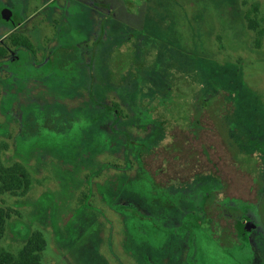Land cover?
<instances>
[{"label": "rangeland", "instance_id": "374dc122", "mask_svg": "<svg viewBox=\"0 0 264 264\" xmlns=\"http://www.w3.org/2000/svg\"><path fill=\"white\" fill-rule=\"evenodd\" d=\"M94 1L88 10L89 0H0L10 12L0 44L18 30L33 46L19 70L10 47L0 59V161L30 175L25 195L0 192V206L17 212L0 248L15 253L39 231L42 264L238 263L201 231L187 262L186 240L122 209L159 227L178 220L191 207L153 184L176 189L195 174L217 178L219 199L254 205L264 170V0ZM112 102L122 117L113 130ZM152 133L159 141L148 154ZM171 140L189 158L159 151ZM252 217L242 219L248 264H264V220Z\"/></svg>", "mask_w": 264, "mask_h": 264}, {"label": "trees", "instance_id": "16d2710c", "mask_svg": "<svg viewBox=\"0 0 264 264\" xmlns=\"http://www.w3.org/2000/svg\"><path fill=\"white\" fill-rule=\"evenodd\" d=\"M1 7L2 4L0 2V9ZM86 8L88 10L91 9L88 6ZM12 18L16 21V23L20 22L19 17L17 18L14 15V12ZM246 21L247 28H257L256 22L253 19H250V17L246 16ZM4 23L8 24L2 19L0 14V27L5 25ZM9 27L13 29L14 26L10 25ZM262 33L263 30H258L257 32L259 36ZM2 35L5 37L3 43L0 44V59L5 58V55L7 54V48L9 47L19 49L20 55L23 52L24 56H21L20 58L24 62L25 53H33L32 44L30 43L28 38L22 36V34L18 32V30H9L6 33H2ZM98 35H100L99 32ZM10 60L13 62L12 64H16V68L19 70L17 66L19 65V61L14 59ZM32 72L33 71H30L29 68L28 74H30L32 78H37L38 74ZM90 106L93 108L96 107L97 113H102V111L104 112V108H106L105 104L102 105L101 103L99 104L96 102L90 104ZM111 107H108V112L105 119L106 122L112 124L113 130L115 125L118 123V120L122 117L120 116V114H115L116 109L118 107L117 104L112 102ZM156 139L159 141L158 136H155L153 133L148 138H146V140H149L148 144L150 147V150H148V154L155 153V150H153L155 148L153 147V144L158 143ZM171 141L170 143L163 145L162 149H159V151L185 153V155L188 156L189 150H186L184 148V143H179L176 140L172 142ZM228 148H230V146ZM232 152H234V148ZM233 154L231 155L232 157ZM255 157L256 160L254 161L253 157L250 160L251 163L258 161L257 156ZM187 158H189V156ZM236 158L237 156L233 157V159L238 163ZM153 170V173H158L160 171L156 169ZM171 181L173 180H170V182ZM29 185L30 175L20 163H13L12 165L6 167L0 161V192H8L12 195L23 196L26 194ZM153 188L156 193H159V189L163 190L165 194H169V197H171V195H179V200L177 201V204H187L191 208H186L184 210L182 209L181 211H178V220H175L177 215L176 217L168 218L167 220L165 219L162 222L165 224L164 228L161 227L162 223L159 227L158 224L154 222L151 217L147 215L143 216L137 214L139 210L137 208L133 209L135 208L134 206L124 208L125 210L122 209V211L125 214H130V217L133 216L135 220H137V222L149 224L148 227L151 229V231H156L157 229H159L160 231L161 229V233L166 229V233H168V230H170L172 234H175L174 236L177 239L180 238L179 240L181 241L186 240L185 245L189 248V252L187 254L188 256H185L187 262L191 261V258H188L189 254L192 255V258L194 260V249L192 247L191 238L195 236L196 231H201L209 239H212L214 242H216V244L219 246V248L222 250V253L226 257L236 260L235 254H239L237 255L239 257V261L238 263L234 264H239L240 261H243L240 262L241 264L249 263L251 246L250 240L248 239V231L243 225L242 219H252V214L255 215L256 213L259 215L261 220H264V170L260 172L259 176L256 177V200L253 206L249 204L250 207H248V204H245V202L240 200L230 199L227 197L219 199L218 193L221 187L217 184V178L212 175L195 174L191 176L187 182H180L176 189H174L173 186L167 183L158 186L157 184H153ZM191 190L192 192L193 190H195L197 193H191ZM180 208L183 207L181 206ZM12 214L17 215V212L12 210L11 208L0 206V240L4 235L5 223L8 219L11 218ZM221 222H223V224H221ZM44 248L45 240L43 235L39 231H33L26 237L24 244L17 252L10 253L0 248V264H42L41 253Z\"/></svg>", "mask_w": 264, "mask_h": 264}, {"label": "flooded vegetation", "instance_id": "af4514ba", "mask_svg": "<svg viewBox=\"0 0 264 264\" xmlns=\"http://www.w3.org/2000/svg\"><path fill=\"white\" fill-rule=\"evenodd\" d=\"M90 1V5H91V9H92V7H93V5H95V1L94 0H89ZM86 2V1H85ZM1 4H2V7H1V9H0V13H1V10H3V9H5V4L4 3H2L1 2ZM10 10H11V12L13 11L11 8H9ZM12 16H13V12H12V15H11V18H10V20L8 21L9 22V25H11V26H14L13 27V29H15L16 27H18V25H19V23H16V21L12 18ZM4 20V19H3ZM5 21H7V20H5ZM13 31V30H12ZM9 52H11V53H13L14 55V57H15V59L14 60H17V61H22V59L20 58L21 57V55H20V50L19 49H14V48H11V50L9 51ZM12 56V55H11ZM10 59H12V58H10ZM26 61V60H25Z\"/></svg>", "mask_w": 264, "mask_h": 264}, {"label": "water", "instance_id": "95a60500", "mask_svg": "<svg viewBox=\"0 0 264 264\" xmlns=\"http://www.w3.org/2000/svg\"><path fill=\"white\" fill-rule=\"evenodd\" d=\"M9 11L8 10H6V9H3V10H1V17H2V19H4V20H7L8 19V17H9Z\"/></svg>", "mask_w": 264, "mask_h": 264}]
</instances>
